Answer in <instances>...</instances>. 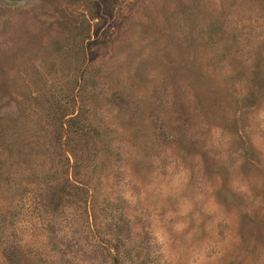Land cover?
Segmentation results:
<instances>
[{"label": "rangeland", "instance_id": "1", "mask_svg": "<svg viewBox=\"0 0 264 264\" xmlns=\"http://www.w3.org/2000/svg\"><path fill=\"white\" fill-rule=\"evenodd\" d=\"M112 257L264 264V0H0V264Z\"/></svg>", "mask_w": 264, "mask_h": 264}, {"label": "trees", "instance_id": "2", "mask_svg": "<svg viewBox=\"0 0 264 264\" xmlns=\"http://www.w3.org/2000/svg\"><path fill=\"white\" fill-rule=\"evenodd\" d=\"M65 149V148H64ZM63 153H65V150H63ZM73 165V163H69V166H72ZM72 168V167H71ZM81 185L79 184V182H76V183H74V187L75 188H79ZM115 258L114 257H112V260H111V264H114V263H117V260H114Z\"/></svg>", "mask_w": 264, "mask_h": 264}]
</instances>
